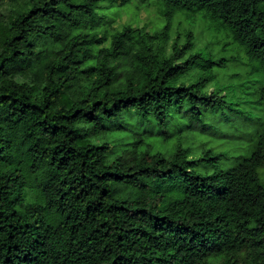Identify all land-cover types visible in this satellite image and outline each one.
Returning a JSON list of instances; mask_svg holds the SVG:
<instances>
[{"label":"trees","instance_id":"1","mask_svg":"<svg viewBox=\"0 0 264 264\" xmlns=\"http://www.w3.org/2000/svg\"><path fill=\"white\" fill-rule=\"evenodd\" d=\"M42 2L43 7L29 9L19 20L20 34L8 44L16 47L10 57L0 59V79L13 75L22 63L47 61L48 80L58 84L43 107L25 102L28 97L16 98V93L0 96V103L12 109L9 115L0 116V122L12 120L23 133L19 143L0 138V264H67V253L77 255L78 264H185L183 257L177 260L181 252L214 255L218 264H240L233 253L244 249L252 264H258L264 257L259 251L264 248V184L260 177L264 129L257 134L250 154L227 170H221L219 162L228 154L212 151L200 159L184 160V167H167L169 160L195 154L183 146L165 153L150 143L152 137L168 143L169 127L177 117L188 120L187 132L192 133L207 126L208 113L225 108L233 111L222 93L198 95L195 91L216 83L219 73L229 71L231 59L198 50L191 28L174 34L179 16L190 23L195 20L178 7L181 0H165L161 6L176 8L180 14L164 11L166 26L158 35L125 27L109 38L82 32L68 40L65 29L93 25L101 19V11L123 8L128 0ZM196 3V12L207 9L210 25L230 32L233 43L245 50L251 70L245 76L236 75L244 80L239 86L264 106V12L260 11L264 0L244 8L232 20L231 12L218 15L213 11L216 4L212 0ZM229 4L234 5L235 0H223L225 7ZM184 8L192 11L187 4ZM158 12L161 15L160 9ZM40 39L65 43L43 57L36 51ZM106 42L108 46L101 47ZM95 48L99 49L94 55ZM165 51L169 54L156 66L157 56ZM93 58L94 63H89ZM127 59L130 70L121 81L118 63L113 62ZM73 90L84 97L79 107H62L60 115H45L53 107L52 97H61L63 103V95ZM121 110L128 113L127 121L113 123ZM77 117L91 125L96 135L88 129L69 128L70 123L78 122ZM134 118L135 125L128 123ZM136 127L143 130L134 132ZM128 134L129 141L112 140ZM96 136L102 142L90 143ZM117 152L122 154L116 156ZM113 156L115 167L106 163ZM200 164L205 166L204 172L214 174L190 171L199 170ZM101 166L103 171H95ZM101 184L108 187L101 188ZM117 185L131 189L133 196L149 186L157 195L163 189L169 199L162 214L156 215L143 199L118 198L121 190ZM188 197L200 207L185 213ZM105 198L117 202L106 206Z\"/></svg>","mask_w":264,"mask_h":264},{"label":"rangeland","instance_id":"2","mask_svg":"<svg viewBox=\"0 0 264 264\" xmlns=\"http://www.w3.org/2000/svg\"><path fill=\"white\" fill-rule=\"evenodd\" d=\"M120 9L113 11V9ZM110 10L100 12L101 19L93 25H87L79 30L65 29V40L80 34V33H96L97 37L109 38L117 31H121L125 27H132L139 34H160L165 26L166 21L158 12V9L149 7L141 9L137 7L119 8L114 7ZM181 28H191L195 36V44L198 50L207 49L208 52L214 54L217 58H229V71L219 73L216 83L217 90L214 94L222 93L221 96L230 103V108H225L217 113L207 114V126L202 130L197 129L192 133H188V123H174L171 126V135L168 143H163L162 138L152 137L150 143L157 149L165 153H171L178 146L191 148L195 155L202 154L207 151H212L213 154H228V158L222 159L219 162L221 170H227L236 166L242 161V158L249 155L256 142V137L259 132L264 129V106L257 103L256 97L252 96L250 91H245L239 84L244 81L236 75L245 76L251 70L248 66L245 50L233 43L232 39L226 33L214 29L208 20L204 18L195 19L189 22L185 17L179 16L175 21L174 34L180 31ZM182 34L183 32L180 31ZM228 41V42H226ZM54 43L51 40L40 39L36 42L42 53L46 57L55 49H59L64 45ZM108 46L107 42L101 46ZM99 48H95L94 55ZM89 63H94V58ZM118 63V71L121 76V81L124 80L126 73L130 70L129 60L113 62V65ZM38 66V62H25L15 69L14 73L21 72L25 67ZM227 85L235 86L234 88H220ZM184 121V120H179ZM141 132L143 128H135ZM131 140L128 135H116L113 141ZM201 165V164H200ZM206 165V164H205ZM199 167V170L204 172V168ZM260 177L264 184V169L260 170Z\"/></svg>","mask_w":264,"mask_h":264},{"label":"clouds","instance_id":"3","mask_svg":"<svg viewBox=\"0 0 264 264\" xmlns=\"http://www.w3.org/2000/svg\"><path fill=\"white\" fill-rule=\"evenodd\" d=\"M102 3H106V0H101ZM214 4H216V8L213 9V11H217V14L220 15L223 11L231 12V16L229 17V20H232L240 15V13L243 11L244 8H251L254 6L255 3L258 2V0H235V4H229L227 7L223 5V0H212ZM165 0H146V2L141 3L140 0H128V4L125 5V8L129 7H137L139 6L141 9H148L149 7H152L153 9H160L161 10V17L163 16V12L167 11L171 14L179 15L180 13L177 12L176 8H173L171 6H168L167 8H161L162 5H164ZM187 4V7L192 9L191 12H188L187 9L184 8V5ZM199 7V4L196 3V0H181L180 5L178 7L183 11L184 15L189 16L193 19H200V18H211V13L207 11V9H201L200 12H196L195 8L193 7ZM242 6V7H241ZM33 7H43L42 0H0V59H3L4 57H10L12 55V51L15 49L16 46H13V48H9L8 44H11V38L15 35L20 34V26H19V20L23 18L24 15L27 14V11ZM235 7L236 11H232V8ZM120 9H113V11H119ZM261 12H264V6H261L260 8ZM31 24V21L28 22ZM15 25V26H14ZM27 27V26H26ZM34 27V25H33ZM226 30V26H225ZM181 32H184L185 29L181 28ZM226 35L229 36V39L231 38V33L226 32ZM228 42V41H226ZM36 51H40V49H36ZM169 53L167 51L161 52L157 58H156V66H159L160 62L167 57ZM178 63L180 61H177ZM47 63V61L44 62V64H40L38 66L33 67H25L23 71L14 73L13 75H10L6 79H0V96L3 95H12L13 93H16V98H22V97H28V101L25 102H31L41 105L43 107L44 103L47 102L48 97L51 95L52 91L55 90L56 87H58V84L52 83L48 80L47 73L44 71V65ZM202 76H206V74H202ZM142 77V74L140 77H137V79H140ZM135 83V81H133ZM216 87L215 84L212 86H204L202 92L197 89V94H213L214 88ZM47 88L48 92L45 93L44 89ZM105 91H108L105 89ZM63 92V90H62ZM129 95H135L134 92H129ZM84 97L78 94L75 90L71 93H66L63 95V103L61 102V97H52V100L54 101L53 107L45 112V115L51 116V115H60V108L64 107L67 109L68 107H71L72 105H76V107H79V101L83 99ZM91 99V98H89ZM114 99V98H113ZM8 103H11L9 101ZM131 103V102H129ZM87 107V106H85ZM75 109H73L74 111ZM12 111V109H9L7 106V103H0V116H7ZM116 111L115 109L113 110ZM134 111V109H133ZM67 115L71 116V112H67ZM83 113H81V116ZM128 119V113L124 110H121L118 114L115 115L113 119V123L119 120H126ZM78 121L76 124H69V128H76L77 131L80 129H88L90 132H93L92 126L85 124L83 122H79V117L76 118ZM105 123H108L107 120L104 121ZM179 122L180 124H186L188 123V120L179 121V118L177 117L174 120V123ZM128 123L135 125V118L131 121H128ZM26 130V127H25ZM171 126L169 127V131H171ZM133 131L135 132L136 129L134 128ZM93 135L96 134L93 132ZM8 138V139H15L17 143H19L20 139L23 137V133L21 131V126H14V122L10 120L8 123L0 122V138ZM102 140L99 138V136H96L93 140L90 141V143H101ZM122 153L117 152L116 156L121 155ZM160 159L159 156H157V160ZM193 159H200V156L197 155H188L183 158H177L169 160L167 163V167H171L173 164H179L180 167H184V160H193ZM205 160L207 157L204 158ZM115 156L109 157L106 160V163L113 164L114 165ZM153 164H155V161H153ZM203 167V165H201ZM211 167V166H210ZM103 167H99L95 169V171H103ZM190 171H195L197 174L202 176H212L214 174L213 171H207V172H201L198 169H193ZM101 188L108 187L106 184H101ZM117 188H119L120 199H143L145 206L149 210H155L156 215L162 214V207L169 199V194L161 189L159 191V194H154L151 186L147 190H145L143 193L139 194V196H133L131 195L132 190L131 189H125L123 185H117ZM163 198V199H162ZM106 206L108 204H114L117 201L115 199L108 200L105 198ZM186 205L184 207L185 213H189L191 210V207L199 208V202L194 200L192 197L186 198ZM169 211H172L171 209ZM155 235H159V233H156ZM264 239V237H261ZM73 243H76L75 241ZM59 250V249H58ZM259 251L264 252V248H261ZM73 252H75V249H73ZM119 254V249H117V253ZM249 252L247 249L241 250L238 253H233V256L236 260L240 261V264H252V261L248 259ZM181 257L184 258L185 264H218L219 258L214 255H193L192 253H188L185 255V252H181L179 256L177 257V260H179ZM65 260L67 261V264H78V257L77 255H74L72 253H67L65 255ZM258 264H264V257H261V261L258 262Z\"/></svg>","mask_w":264,"mask_h":264}]
</instances>
